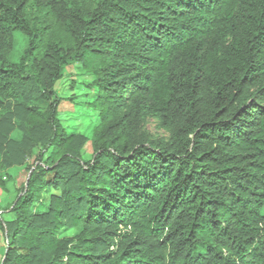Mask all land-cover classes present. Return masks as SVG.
Returning a JSON list of instances; mask_svg holds the SVG:
<instances>
[{"label":"trees","instance_id":"16d2710c","mask_svg":"<svg viewBox=\"0 0 264 264\" xmlns=\"http://www.w3.org/2000/svg\"><path fill=\"white\" fill-rule=\"evenodd\" d=\"M0 264H264V0H0Z\"/></svg>","mask_w":264,"mask_h":264},{"label":"rangeland","instance_id":"374dc122","mask_svg":"<svg viewBox=\"0 0 264 264\" xmlns=\"http://www.w3.org/2000/svg\"><path fill=\"white\" fill-rule=\"evenodd\" d=\"M25 46L23 39L20 36L15 38L14 51L20 52ZM64 78L57 84V90L62 96L73 95L77 96L73 99H64L58 109V117L61 120L62 125L67 131H75L84 134H89L92 128L91 120H95V110L89 101L92 100L90 96H83L86 93L87 88L82 84L81 80L84 77L81 74V70L78 65H75L64 70ZM75 80V88H71V83ZM67 98V97H64ZM145 130H147L153 136H163L164 132L157 126V121L150 118L146 122ZM32 158L28 160L30 164ZM17 184H21L25 181L27 173L24 168L12 170ZM11 199V198H10ZM9 201V200H7ZM72 230H67L64 234H72Z\"/></svg>","mask_w":264,"mask_h":264}]
</instances>
